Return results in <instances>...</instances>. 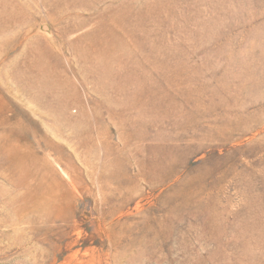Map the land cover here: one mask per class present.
<instances>
[{
	"label": "rangeland",
	"instance_id": "obj_1",
	"mask_svg": "<svg viewBox=\"0 0 264 264\" xmlns=\"http://www.w3.org/2000/svg\"><path fill=\"white\" fill-rule=\"evenodd\" d=\"M0 264H264V0H0Z\"/></svg>",
	"mask_w": 264,
	"mask_h": 264
}]
</instances>
